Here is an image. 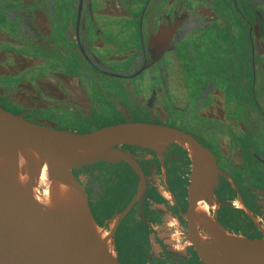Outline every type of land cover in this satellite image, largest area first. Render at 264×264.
Here are the masks:
<instances>
[{
	"label": "flooded vegetation",
	"instance_id": "obj_1",
	"mask_svg": "<svg viewBox=\"0 0 264 264\" xmlns=\"http://www.w3.org/2000/svg\"><path fill=\"white\" fill-rule=\"evenodd\" d=\"M0 107L77 133L182 130L218 163L209 213L264 237V0H0ZM120 148L135 165L74 170L119 261L204 264L188 243V152ZM131 244L135 262L120 255Z\"/></svg>",
	"mask_w": 264,
	"mask_h": 264
},
{
	"label": "water",
	"instance_id": "obj_2",
	"mask_svg": "<svg viewBox=\"0 0 264 264\" xmlns=\"http://www.w3.org/2000/svg\"><path fill=\"white\" fill-rule=\"evenodd\" d=\"M170 144L187 152L186 145L198 151L191 159L188 243L195 247L201 261L204 264H264V237L251 239L231 233L210 213L228 234L241 237L240 244L223 235L215 241L199 240L202 233L194 221L195 211L202 198L207 203L211 200L220 172L214 154L190 134L147 122L109 125L87 133L62 131L33 123L0 107V157L13 160L16 166L19 150L29 149L41 160L51 159L53 175L83 197L80 219L89 214L97 226L74 170L102 162L126 161L135 165L129 153L120 148L122 145H136L161 153ZM23 170L31 185L38 188L37 169L26 165ZM102 229L113 243L114 252L82 222L47 210L14 180L0 173V264H123L119 261L113 234ZM218 254L232 255V259L225 261Z\"/></svg>",
	"mask_w": 264,
	"mask_h": 264
},
{
	"label": "bare ground",
	"instance_id": "obj_3",
	"mask_svg": "<svg viewBox=\"0 0 264 264\" xmlns=\"http://www.w3.org/2000/svg\"><path fill=\"white\" fill-rule=\"evenodd\" d=\"M185 147L191 157L195 158L197 156V150L191 148L189 145ZM18 154L19 162L16 166L13 160L0 157V173L14 180L23 191L30 193L34 199L47 210L68 217L75 222H82L87 230L97 236L111 252H114L113 243L109 237L105 235V231L97 226L89 214L84 219H80L83 197L75 188L63 184L53 175L51 159L46 158L41 160L34 151L29 149H20ZM26 165L34 166L39 172L40 178L38 188L32 186L30 180L24 175L23 169H25ZM194 221L196 226L204 228L208 234L206 236L201 234L199 240L205 241L208 238L210 241H215L218 239L219 235H223L240 244L241 237L228 234L216 223L215 219L210 216L209 204L203 198L198 202ZM218 256L225 261L232 259V255L228 254H218Z\"/></svg>",
	"mask_w": 264,
	"mask_h": 264
},
{
	"label": "trees",
	"instance_id": "obj_4",
	"mask_svg": "<svg viewBox=\"0 0 264 264\" xmlns=\"http://www.w3.org/2000/svg\"><path fill=\"white\" fill-rule=\"evenodd\" d=\"M120 255L124 261L135 262L136 255H138V252L134 249L133 245L131 244L130 247H128L127 249L122 250V252H120Z\"/></svg>",
	"mask_w": 264,
	"mask_h": 264
},
{
	"label": "clouds",
	"instance_id": "obj_5",
	"mask_svg": "<svg viewBox=\"0 0 264 264\" xmlns=\"http://www.w3.org/2000/svg\"><path fill=\"white\" fill-rule=\"evenodd\" d=\"M175 223H176L175 220H172L169 222V225L172 226V225H175Z\"/></svg>",
	"mask_w": 264,
	"mask_h": 264
},
{
	"label": "rangeland",
	"instance_id": "obj_6",
	"mask_svg": "<svg viewBox=\"0 0 264 264\" xmlns=\"http://www.w3.org/2000/svg\"><path fill=\"white\" fill-rule=\"evenodd\" d=\"M12 93H13V92H11V91L9 92V94H10V95H11ZM189 156H190V155H189ZM190 158L192 159V157H191V156H190Z\"/></svg>",
	"mask_w": 264,
	"mask_h": 264
}]
</instances>
